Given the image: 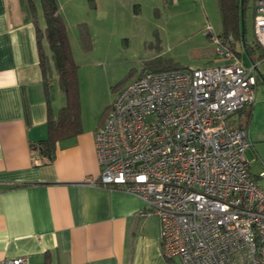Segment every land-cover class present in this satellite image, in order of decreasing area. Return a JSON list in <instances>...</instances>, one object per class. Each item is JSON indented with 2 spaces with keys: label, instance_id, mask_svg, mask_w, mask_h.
I'll return each mask as SVG.
<instances>
[{
  "label": "built area",
  "instance_id": "obj_1",
  "mask_svg": "<svg viewBox=\"0 0 264 264\" xmlns=\"http://www.w3.org/2000/svg\"><path fill=\"white\" fill-rule=\"evenodd\" d=\"M264 50V0H253ZM206 34L222 64L139 75L115 96L93 135L88 183L138 196L159 222L160 256L182 264H264V187L249 171L236 115L255 99L264 58L244 65L230 34ZM0 264H32L27 257Z\"/></svg>",
  "mask_w": 264,
  "mask_h": 264
},
{
  "label": "crops",
  "instance_id": "obj_2",
  "mask_svg": "<svg viewBox=\"0 0 264 264\" xmlns=\"http://www.w3.org/2000/svg\"><path fill=\"white\" fill-rule=\"evenodd\" d=\"M0 0V261L32 264H182L160 256L159 222L140 217L142 200L97 186L93 135L101 124L40 151L48 106L36 42V0ZM46 49V44H44ZM244 65L250 57L240 53ZM61 107L50 102L52 114ZM249 109L237 113L246 121Z\"/></svg>",
  "mask_w": 264,
  "mask_h": 264
},
{
  "label": "rangeland",
  "instance_id": "obj_3",
  "mask_svg": "<svg viewBox=\"0 0 264 264\" xmlns=\"http://www.w3.org/2000/svg\"><path fill=\"white\" fill-rule=\"evenodd\" d=\"M77 65L81 122L105 120L117 93L130 81L148 71L186 69L222 64L215 44L206 34L223 32L217 0H57ZM38 24L44 26L40 0H36ZM35 5V3H34ZM253 6L244 12V40L236 49L246 54L252 45ZM46 49H48L46 44ZM264 69V65H260ZM50 95L65 103L56 72ZM100 124V125H101ZM250 145L245 150L249 171L264 170V83L256 86L245 127ZM264 187V177L257 178Z\"/></svg>",
  "mask_w": 264,
  "mask_h": 264
},
{
  "label": "trees",
  "instance_id": "obj_4",
  "mask_svg": "<svg viewBox=\"0 0 264 264\" xmlns=\"http://www.w3.org/2000/svg\"><path fill=\"white\" fill-rule=\"evenodd\" d=\"M171 3L173 0H164ZM250 0H217L221 14L223 32L222 35L230 34L233 38L231 46L240 57V52L236 49L241 43V17L244 19V12ZM34 12L33 0H29ZM41 10L44 17V26L40 27L36 22V42L38 49L39 68L42 83L46 92L48 106L47 113V137L40 142V151L51 159L54 155L55 143L61 139L73 136L81 131V116L78 92L77 65L72 57L66 26L59 12L57 0H40ZM253 12L254 3L252 0ZM47 44L48 49L44 48ZM246 54L251 61L264 58V50L254 39L252 45L244 44ZM165 70V69H163ZM53 71L56 72L58 84L65 95V103L54 115L51 112L50 87ZM150 72V71H148ZM258 76V75H257ZM257 83H264L258 76ZM250 107L246 121L240 123L246 127L249 123ZM239 111V112H240Z\"/></svg>",
  "mask_w": 264,
  "mask_h": 264
},
{
  "label": "water",
  "instance_id": "obj_5",
  "mask_svg": "<svg viewBox=\"0 0 264 264\" xmlns=\"http://www.w3.org/2000/svg\"><path fill=\"white\" fill-rule=\"evenodd\" d=\"M241 39L244 40V19L241 17ZM258 76L264 81V73L258 71Z\"/></svg>",
  "mask_w": 264,
  "mask_h": 264
}]
</instances>
